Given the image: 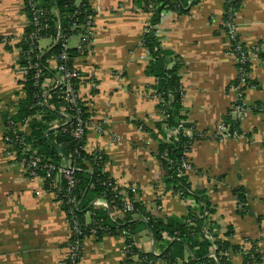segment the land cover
Wrapping results in <instances>:
<instances>
[{
  "label": "crops",
  "instance_id": "obj_1",
  "mask_svg": "<svg viewBox=\"0 0 264 264\" xmlns=\"http://www.w3.org/2000/svg\"><path fill=\"white\" fill-rule=\"evenodd\" d=\"M224 1L198 0L183 14L164 9L156 25L166 62L171 66L173 57L182 62L178 68L183 90L181 113L197 132L206 134L227 117L233 99L229 86L236 67L221 28ZM23 5V0H0V264H66L71 236L63 207L45 190L41 178H30L25 168L6 154L3 143L6 125L17 114L25 93L16 42L5 44L1 38L14 40L26 30L28 17ZM151 19L152 13L141 10L134 0L99 1L93 50L74 61L84 76L78 91L90 120L84 150L103 153L105 171L122 189H135L134 199L145 207L148 217L184 218L189 205L193 210L198 205L194 207L193 200L182 199L168 189L156 157L158 138L153 133L162 114L148 89L155 78L146 74L150 60L141 46ZM236 22L241 42L260 45L264 55V0H241ZM68 44L75 49L79 39L73 36ZM54 45L49 37L42 43L44 51ZM47 67L55 73L45 78V101L52 107L59 77L54 58L48 60ZM250 81L255 87L247 90L245 101L256 110L258 104L264 105V64L252 67ZM58 110L65 120L66 108ZM254 110L240 124L242 138L201 139L188 153L189 182L209 204L204 224L211 229L210 237L238 247L227 251L231 264H244L246 254L258 259L248 264H264V112ZM58 123L54 120L51 128ZM98 123H102L101 132L95 130ZM108 217L124 220L125 213L113 208ZM133 218L146 221L147 217L139 212ZM169 240L162 233V240L156 242L148 230L134 236L140 251L156 256ZM123 258L122 237L88 235L76 264H121ZM188 261L189 255L184 253L178 264ZM153 264L168 263L158 257Z\"/></svg>",
  "mask_w": 264,
  "mask_h": 264
},
{
  "label": "trees",
  "instance_id": "obj_2",
  "mask_svg": "<svg viewBox=\"0 0 264 264\" xmlns=\"http://www.w3.org/2000/svg\"><path fill=\"white\" fill-rule=\"evenodd\" d=\"M197 1L134 0L136 6L140 7L141 10L152 13V19L142 34L141 46L147 51L150 60L146 67V74L155 78V83L148 89L152 90L151 96L157 98V107L162 114V119L155 125L156 131L153 133V136L158 138L156 157L160 162L168 189L182 199L193 200L194 204L196 203L194 207L198 205L195 210L192 209L193 206L189 205L188 214L184 218L148 217L149 214L145 213V207L134 199L130 189L121 190L133 201L134 210L124 212V220H111L108 217L109 211H112L113 208L122 210L123 195L114 192L106 185L107 182H114V180L105 171L106 159L103 153H88L83 148H79L81 143L75 140L70 129L72 111L58 100L57 89L53 91L54 99L52 100V107H50L48 101H45L47 91L41 87L45 78L55 74L48 69L47 62L57 56L60 51V44L55 43L51 50H45L37 58L31 56L29 59L23 55V51L29 48L28 43L23 42L17 45L20 55L19 64L26 67L29 60L36 62L41 67L43 74L36 78L34 69L27 68L25 70L22 81L25 97L17 105V114L11 120L16 122L34 116L39 109L36 105L37 99L45 101L40 110V118L34 117L30 120L29 134L25 137V141L30 145V149L36 151L37 155L40 156V165L47 162L58 165L62 158L71 157L75 164L72 192L77 200V208L74 212L81 222L82 230L88 236L90 229L96 228V238L103 236L122 237L127 254L121 264H153L158 257H162L168 264H178L184 253L189 255V261L182 264H231L227 257V251L238 248L223 239L214 238L211 241L202 232L205 225L204 213L209 204L202 192L200 194L193 189L188 174L181 168L182 162L186 159L185 154L190 152L194 142L202 138L193 124L187 122L186 117L181 113L183 90L178 68L182 62L179 58L173 57V64L169 66L157 36L156 25L159 23L161 11L164 9L173 10L178 14H183ZM38 2L41 7L47 9L48 17L51 18L50 28L44 31L46 38L54 37L59 30L68 33L73 24L79 25L87 16L95 15L91 9V0H38ZM26 15L28 17V12ZM78 29V27L75 28L74 32H77ZM68 52L70 56L68 64L70 65L73 64L77 56L86 55L84 52L80 53L76 48H69ZM258 56L264 59L262 52ZM60 106L66 108L65 120L58 110ZM82 109V118L87 119L85 107ZM256 110L264 112V105L258 104ZM56 119L59 120L58 126L52 129V123ZM225 121L229 123L232 122V119L227 116ZM140 125L145 130L148 129L145 125L141 123ZM187 130H191L192 134L188 135ZM75 150H78L77 154H74ZM41 171L39 170L40 175H42ZM48 183L47 180L45 188L48 187ZM61 185L63 188L65 187V180L61 181ZM98 198H102L108 203V208L104 211L94 208L92 204ZM61 199L63 200L61 206L66 211L68 208V205L64 204L66 200L65 198ZM239 200L244 202L241 195H239ZM135 212H140L142 216L149 219L140 221L139 218H133ZM86 213L90 214L88 215L90 216L88 224L83 223L84 219H87ZM142 230H148L156 242L162 240V233H166L170 237L169 241L164 242V249L160 256L144 253L135 246L134 236ZM230 234L229 232L227 235ZM211 246L215 248L213 250L215 259L209 256ZM253 259L258 261L255 255ZM253 259L250 258L249 254H246L244 264L253 262Z\"/></svg>",
  "mask_w": 264,
  "mask_h": 264
},
{
  "label": "built area",
  "instance_id": "obj_3",
  "mask_svg": "<svg viewBox=\"0 0 264 264\" xmlns=\"http://www.w3.org/2000/svg\"><path fill=\"white\" fill-rule=\"evenodd\" d=\"M23 1L24 10L29 14L26 30H24V32L14 40L10 37H3L1 38V42L5 44L16 42V45L26 42L28 43L29 48L23 51V55L27 56L28 59L31 56L37 58L44 51L41 40L46 38L44 31L50 28L51 18L48 17L47 9L39 5L38 0ZM99 1L100 0H91V9L95 14L98 10ZM240 3L241 0L224 1V11L221 23V28L226 42L227 53L232 57L233 63L236 67V76L229 86V89L233 93V99L232 103L230 104L227 116L231 117L232 122L227 123L225 119L218 120L214 128L209 133L206 134L205 132H198L202 139L209 138L212 140L223 141L227 139L242 138L244 134L240 130V124L254 110L245 101V94L247 90L255 87L252 83H250V72L252 67L256 63L264 64V59L258 56L262 50L260 45L256 44L253 46H247L241 42L238 36L236 17ZM94 17L95 15L87 16L83 23L79 25L73 24L70 27L68 33H64L59 30L54 37H49L54 43L60 44L59 53L56 57H53L55 61V70L59 76L55 86V89H57L56 96L63 105H66V108H69V110L72 111L73 115L70 117L72 119L70 128L71 134L75 140L81 143L79 148L83 149L86 134L90 129V120L88 118H82V108L84 107V104L78 91V84L84 78V76L82 71H80V69L74 65V62L72 65L68 64L70 59L68 52L70 46L68 42L73 36H76L79 39V45L76 49L80 53L84 52L86 55L90 53L93 50L94 43ZM77 27L79 29L77 32H74V29ZM27 68H32L35 70L36 78L41 77L43 74L41 67H39L36 62L29 60L27 66H23L21 68L23 76ZM41 87L42 89L46 88V80H43ZM149 90L151 93L152 90ZM36 98H38L37 95ZM44 102L45 101L37 99L36 105L39 109L36 111L34 116H30L16 122L10 120L3 133V143L6 149V154L19 162L25 168V172L30 178H41L44 184H46V181L48 180V187H46L45 190L52 192L60 204L63 203L61 198H65L66 202H64V204L68 205L65 213L69 223L71 236L68 243L66 264H76L78 258L80 257L82 242L86 237V234L83 232L81 222L74 212V210L77 208V200L72 192L74 188V161L71 160V157H69L68 159L62 158L61 163L58 165L54 164L53 162H47L43 165H40V156L37 155L36 151H32L30 149V145L25 141V137L29 134V122L34 117L40 118V110ZM95 130L101 132L103 130L102 123H98L95 127ZM187 134L191 135V130H187ZM77 152L78 150H75L74 154H77ZM188 153L189 152L185 154L186 159L181 165V168L186 173L191 170ZM39 170H42V175H40ZM62 180H65L64 188L61 185ZM106 185L114 192L123 195L122 212L134 210L132 204L133 201L127 197L125 192L121 190L122 188L118 186L116 182H107ZM130 191L133 193V195L135 194L134 188H131ZM93 206L96 208H108V203L106 200L101 198L95 200L93 202ZM241 207L242 206H240V208ZM137 213L139 212L133 213V216H137ZM204 215H206V211ZM89 217L90 216H88V219H84V224H88L90 221ZM145 219L148 220L149 218L147 217ZM207 227V224H205L203 226L202 232L207 238H211L212 240ZM95 233L96 228H91L89 234L91 236H95ZM214 249V247L211 248V253L209 256L215 259V254L213 253ZM123 252L125 258L127 252L124 245Z\"/></svg>",
  "mask_w": 264,
  "mask_h": 264
},
{
  "label": "rangeland",
  "instance_id": "obj_4",
  "mask_svg": "<svg viewBox=\"0 0 264 264\" xmlns=\"http://www.w3.org/2000/svg\"><path fill=\"white\" fill-rule=\"evenodd\" d=\"M44 39H45V38H44ZM44 39L41 40V44L43 43V40H44ZM227 140H228V139H227ZM233 140H234V139H233ZM207 220H208V218H207ZM207 228H208L209 231H211V229H209V226H208ZM166 235H167V234H166Z\"/></svg>",
  "mask_w": 264,
  "mask_h": 264
}]
</instances>
